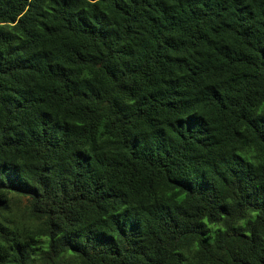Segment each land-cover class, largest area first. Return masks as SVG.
<instances>
[{"label":"trees","instance_id":"obj_1","mask_svg":"<svg viewBox=\"0 0 264 264\" xmlns=\"http://www.w3.org/2000/svg\"><path fill=\"white\" fill-rule=\"evenodd\" d=\"M0 264H264V0H0Z\"/></svg>","mask_w":264,"mask_h":264},{"label":"rangeland","instance_id":"obj_2","mask_svg":"<svg viewBox=\"0 0 264 264\" xmlns=\"http://www.w3.org/2000/svg\"><path fill=\"white\" fill-rule=\"evenodd\" d=\"M19 212V211H18ZM16 213V212H15ZM10 220L11 221H8V223H9V225L10 226H19V225H17L16 223H19V218L15 215V214H13V216L10 218Z\"/></svg>","mask_w":264,"mask_h":264}]
</instances>
